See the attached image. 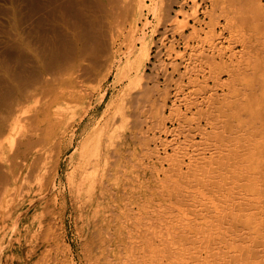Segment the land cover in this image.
<instances>
[{"label":"rangeland","instance_id":"1","mask_svg":"<svg viewBox=\"0 0 264 264\" xmlns=\"http://www.w3.org/2000/svg\"><path fill=\"white\" fill-rule=\"evenodd\" d=\"M142 1L0 0V264H74L69 240H65V232L70 231V223L66 227L63 225L60 208L66 206V222H71L72 217L77 219L81 216L78 211H72L73 205L67 195L71 197L70 188L74 189V198H78L82 191H89V181L92 185L98 174L94 170L91 148L96 136L103 132L104 135L113 132V139L110 141L114 140L116 144L115 147L111 145V151L117 147L119 151L115 156H112L115 152H111V164L102 172L105 171L106 177H110L111 184L115 176L110 174L118 172L121 178L127 179L122 182H128L126 186L129 185L127 188L130 192L121 195L120 208L112 214L113 221L118 215L125 222L123 246L120 247L121 263L152 264L151 254L149 252L148 255L144 247H158L160 242L154 230L160 229L161 225L164 227L174 224V219L180 214L170 205L172 191L175 190L173 182L181 179V176L191 175L194 168L189 166V157L184 156L182 170L177 174L172 161L176 163L174 160L179 159V156L181 158V151L184 149L190 153L194 149L202 152L208 141L204 140L202 134H198L195 137L198 138L195 139L197 147L188 148L185 140V132L188 131L185 129L182 134L175 131L180 125L179 118L192 117L196 108L188 109V104L202 102L206 106L211 100V93L218 97L217 100L223 98L231 82V79L228 80L227 70L239 65L244 57L242 41L246 37V29L237 22H231L229 0ZM162 9L165 10L161 12ZM142 40H146V43ZM210 47H214V50ZM220 48L227 51V56L219 54ZM230 52H237V56ZM190 58L192 59L189 60ZM137 60L142 62L139 66ZM218 71L223 73L220 75L225 81L221 86L211 77L219 74ZM190 79L193 81L192 85ZM191 87L193 88L190 90ZM179 88L181 92H178ZM76 91L80 99L75 102L73 97ZM104 93L105 100L98 103ZM166 95L168 99L165 98ZM185 95H189V98ZM178 98L183 102H179ZM128 99L132 102L129 103ZM108 100H113L115 104L114 108L111 106L108 109L110 114L126 104L129 105L128 109L134 110L135 115L120 117L116 111L114 120L109 121L111 124L104 128L106 119H101V116L110 103ZM135 103L137 107L134 108ZM177 103L181 106L176 107ZM93 105L101 109L96 121L81 126L75 131L79 136L71 140L73 130L68 124L87 121ZM154 111H158V114ZM199 121L205 131L211 132L207 120ZM127 128L132 129L131 132L136 131V135H131L133 142L130 144L125 143L122 135ZM76 146L79 149L75 152L74 165L69 166L63 162L61 174L58 175L57 155L69 150L72 153ZM182 146L183 149H180ZM209 147L211 146L207 148ZM208 150L210 149L205 150L209 154L207 159L212 163L211 152ZM70 153L66 161L71 159ZM87 154L89 163L86 164V170L91 176H86V171L81 174L79 165L81 157ZM113 161L115 162L112 164ZM108 168L112 170L110 174ZM71 172L73 173L69 178ZM204 212L205 219L198 221L210 224L211 212ZM94 214L95 212L92 216ZM154 220L159 225H155ZM73 246L76 247L74 244ZM78 251L85 256L81 244ZM167 263L168 260L165 259L164 264Z\"/></svg>","mask_w":264,"mask_h":264},{"label":"bare ground","instance_id":"2","mask_svg":"<svg viewBox=\"0 0 264 264\" xmlns=\"http://www.w3.org/2000/svg\"><path fill=\"white\" fill-rule=\"evenodd\" d=\"M143 1L145 2V0H143ZM151 2H152V0H151ZM211 2H212V0H211ZM228 3L230 4V10H231V15L229 16L231 22L232 23L237 22L240 26H243L244 29H246V37L242 41V45H243L242 52L244 53V55H243L244 57H243V60L240 61L241 63L239 62L240 63L239 65H236L234 62V65H236L235 67H230L231 69H229V70L226 69L227 73H229L228 80L231 79V82L228 84L227 90L225 89L226 92L223 95V98L221 99L219 97L221 100H217L218 97H215V95H213L211 93V100H209L207 102L206 106L203 105L202 102H201V104H196V105L194 103L188 104V106H189L188 109L192 110L194 107L196 108V111L193 112L192 117H185L184 116L183 118L182 117L179 118L180 119L179 120L180 125H179V127L177 126L178 128H176L175 131L178 130V133H181V134H182V132H185V129L188 131V132H185V135H186L185 140H187L188 148L193 147V146L197 147V145L195 143V139H198V138H195V137L198 134H202V136H204V140L208 141V142H206L207 143L206 146L207 147L211 146V147H209V148L204 147L205 149L202 152L198 151V149H194V152H192V153H190V151L186 152L185 151L186 149H184V151H181V153H182L181 158L179 156V159L174 160V161H176V163L172 161V164L174 166H176L174 171H176L178 174V172L182 170L181 164L184 162V159H185L184 156H186V157L188 156L189 160H190L189 166L193 167L194 170L193 169L191 170V171H193V173L191 175H189L187 177L181 176V179L179 178L175 182L172 181L175 190L172 191L173 193L171 196L172 200H171L170 205L174 209H177V212H179L180 214L178 215L177 218L174 219L175 220L174 224L171 223L170 225L164 226V227L161 225L160 229L154 230L155 236L159 239V242H160V243L157 242L158 247L157 246L153 247V245H149V248H146V246L144 247L146 249V253L149 255V252H150V254H151V257H152L151 263L152 264H164L165 259L168 260L167 264H264V0H229ZM211 5H212V3H211ZM163 6H165V4ZM129 8L131 9V6ZM164 10L165 9H162L161 12H163ZM166 10H167V8H166ZM167 12H168V10H167ZM166 15H167V13H166ZM223 15H225V14H223ZM231 27H234V26L232 25ZM226 28L227 27H225V29ZM223 30L221 29V31H223ZM221 31L219 33H221ZM184 33L185 32H183V34ZM221 34H223V33H221ZM227 35L228 34H226V36ZM230 35H231V33H230ZM218 36H220V35L218 34ZM229 37H231V36H229ZM137 39H139V38H137ZM226 40H228V38ZM133 41H135V39ZM145 41H143V43ZM186 41H187V39H186ZM218 41H216V42H218ZM197 42H198V40H197ZM201 43H203V41ZM239 43H241V42H239ZM142 45H144V44H142ZM194 45L196 46V44H194ZM223 45H225V44H223ZM233 45H234V43H233ZM228 46H229V44H228ZM226 47H227V44H226ZM231 47H233V46H231ZM210 48H212V47H210ZM218 48H219V46H218ZM207 49H208V47H207ZM207 49H206V51H207ZM215 49H217V48H215ZM218 50H219V54L224 57V54L227 51L226 52H225V50L223 51L222 48H220ZM193 51H194V49H193ZM200 51H201V48H200ZM235 51H236V49H235ZM201 53H203V52H201ZM230 53H233V52H230ZM236 53L237 52H234L233 54L235 55ZM128 54L129 53H127V55ZM204 54H206L205 51H204ZM219 54H217V55H219ZM198 55H199V53H198ZM209 55H210V52H209ZM119 56L122 57L121 55H119ZM132 56H134V55H132ZM229 56L231 57V54ZM236 56H237V54H236ZM202 57H201V59L203 60ZM137 58L141 61V58H139V57H137ZM193 58H195V57H193ZM191 59L192 58H190L189 60H191ZM208 59H209V57H208ZM192 61H194V60H192ZM137 62H139V61L137 60ZM219 62H221V61H219ZM228 62H229V60H227V64H228ZM140 63H142V62H139L138 66L140 65ZM178 63H180V62L178 61ZM217 63H218V61H217ZM135 64H133V65H135ZM172 64H174V63H172ZM229 65H230V62H229ZM176 66L177 65H175V67ZM187 66H188V64H187ZM195 66H196V64L194 65V67ZM201 66H202V64H201ZM209 66H211V65H209ZM218 66H219V64H218ZM172 67H173V65H172ZM127 68H126V70H128ZM202 68H203V66H202ZM187 69L189 70V67H187ZM198 69H199V67H198ZM134 70H136V69L134 68ZM178 70H179V68H178ZM217 70H219V69H217ZM217 70L214 69V71H217ZM226 70H225V72H226ZM219 71L217 72L219 74H213V75H211V77H212V79L214 78L213 80H215V82L219 83V85L220 84L224 85L225 81H223V79L220 75L223 73H220ZM221 71H222V68H221ZM119 73H120V70H119ZM168 73H169V69H168ZM191 73H192V71H191ZM205 73H206V71H205ZM210 73H211V71H210ZM118 75H116V76H118ZM188 75H190V73ZM192 75L190 76L191 79H192ZM207 75H208V73H207ZM167 76H169V75H167ZM198 76L199 75L197 74V77ZM102 77L103 76H101V78ZM107 77H108V75H107ZM130 77L132 78V76H130ZM164 78H166V76ZM191 79L189 81H191V85H192L193 81ZM167 80H168V78H167ZM203 80H205V79L203 78ZM165 82H167V81H165ZM174 82H175V80H174ZM131 83L134 84V82H131ZM202 83L204 84V82H202ZM169 86H171V85H169ZM169 86H167V87H169ZM185 86H184V88H185ZM205 86H206V88L208 87L207 85H205ZM226 86H227V82H226L225 87ZM149 87H152V86H149ZM156 88H157V86H156ZM192 88L193 87H191L190 90ZM199 88H200V90H202L201 87H199ZM212 88H213V86H212ZM127 89H129V88H127ZM158 89H159V86H158ZM76 90H79V89H76ZM153 90H156V89H153ZM167 91H168V89H167ZM182 91H183V89H182ZM142 92H143V90H142ZM178 92H181V89ZM185 92H186V90H185ZM196 92L198 93L199 91H196ZM206 92H208V91H206ZM119 93H121V92H119ZM143 93H146V92H143ZM151 93H152V91H151ZM72 94H75V93H72ZM166 94H168V93H166ZM206 94H205V96H207ZM121 95H122V93H121ZM167 96L168 95H166L165 98ZM183 96H184V94H183ZM73 98H74L75 102L80 99V98H78L77 91H76V94L74 95ZM105 98H106V93H104L101 96V100L98 103L105 100ZM138 98H140V97H138ZM150 98H152V97H150ZM187 98H189V95ZM167 99H168V97H167ZM206 99H208V98H206ZM129 100H130L129 103H131L132 102L131 99H128V101ZM132 100H134V99H132ZM178 100H179V98H178ZM180 100H181V98H180ZM180 100H179V102H180ZM109 102H108L109 104H107L106 110L104 109L105 111H103L102 116H101V119H106L104 122V128L107 125L111 124V123H109V121L111 122L114 120L113 115H114V113H116V111L120 115V117L135 115L134 110L128 109L129 105L127 106L126 104H123L118 110H116L112 114H110L108 109L111 106L114 108L113 105H115V104H114L113 100L109 101ZM182 102H181V104H182ZM154 104H156V102L153 103V106H154ZM172 104H174V103H172ZM179 105L180 104L176 105V107H179ZM153 106L151 107V110H152ZM165 106H166V104H165ZM133 107L134 108L137 107L136 103H135V105H133ZM138 108H139V106H138ZM147 108L148 107H146V109ZM146 109H145V112L148 110V109L147 110ZM161 109H162V107H161ZM99 110H101L100 107H96V105H93V109L89 112L90 116L87 117V121L80 120L77 123H69L68 124L69 127L73 130V132L70 134L71 140H73L75 137L79 136V133L78 132L75 133V131H78V129H80L81 126H83L84 124L93 123L96 121V117L99 115ZM156 110H158V109L156 108ZM178 110H180V109H178ZM184 111L185 110H183V112ZM157 112L154 111V113H156V115L158 114ZM175 112H176V110H175ZM142 115H144V114H142ZM177 115H179V114H177ZM140 117H141V115H140ZM155 117H153V118H155ZM176 117H178V116H176ZM135 118H136V116H135ZM138 118H139V115H138ZM202 119L207 120V123L210 124L211 132L205 131V129L202 127V125L199 124V122H200L199 120H202ZM156 120H157V117H156ZM138 121H139V119H138ZM143 121H145V119ZM207 129H208V127H207ZM131 130L132 129H130V128H127V130L125 132H123V130H122V132H123L122 135L125 139V143L128 142L130 144L131 142H133L131 135H136V131L133 130V132H131ZM171 130L172 129H170V131ZM118 132H119V130H118ZM166 132H168V131L166 130ZM173 133H175V132H173ZM174 136H176V135H174ZM110 139H113V132H111V133L109 132L105 135L103 132L100 135H98V137L96 136L95 142L93 143V147L91 148V150H92V156L91 157H92L94 170L97 171L98 174L96 175V178L93 181L92 185H91V182L89 181V191L88 192L86 191L84 193L82 191L79 194L78 198H74V196H73L74 189L70 188L71 197H69V194L67 195L68 200L71 201L72 205H73L72 211H78L81 216L77 219H74L72 217L71 222H69V221L66 222L65 221V219H66V217H65L66 206L60 208L61 212H62V214L61 213L60 214L62 215L63 225L66 227L67 224L70 223L69 224V230L70 231L66 230L65 240L66 239L69 240L68 241L69 249H70V252L72 253V258L74 259V262H73L74 264H122L121 263L122 251H120V247L123 246V240H124L123 238L124 237H122V234L125 231V222L122 219L123 217L119 216L120 217L119 218L118 215L115 217V219L113 221L112 214L115 211H118L120 208L119 199H121V195L124 192H127V193H130V192H129V189L127 188L129 185L126 186L128 184V182L127 183L122 182V181L127 180V179L121 178L119 176L118 172L115 174H113V172H112V174H110L112 170L110 171L108 168V170H109L108 174L115 176V179H113L112 184L110 182V177L107 178L105 171L102 172V170H104L105 167H109V163L111 164V162H110L111 152H115V153H112V154H114L112 156H115V154H117L116 152L119 151L118 147L114 148L111 151V145L113 144L115 147L116 143L114 140L110 141ZM149 140H151V139L149 138ZM182 140L185 141L184 139H182ZM209 141H211V143ZM78 143L80 145V141ZM122 143H124V142L122 141ZM185 143L186 142H184V145H185ZM180 144H182V143H180ZM148 146L150 147V145H148ZM78 147L79 146H76V148L74 147V150L72 151V153H70V150H69V151H63L62 154L57 155L56 167L58 168L57 169L58 175L61 174V168L63 166L62 165L63 162H66L69 166L74 165L73 159L75 158V152L79 149ZM176 147H177V144H176ZM176 147H175V149H176ZM93 148H94V151H93ZM180 149H183V146ZM206 149H210L208 151L211 152L210 160H212V163H211V161H209V158L207 159V157H209L208 156L209 154L208 155L206 154L207 153L205 151ZM178 150H177V153H178ZM190 150H192V148ZM69 153H70L71 159L69 161H66V158H67ZM170 154H172V153H170ZM88 156L89 155L87 154L86 156L81 157L82 159H81L79 165L81 166V168H80V170L82 171L81 174H83V171H86V176H91V174H89V171L86 170V164L89 163ZM167 156H169V154ZM164 158L165 157H163V159ZM114 162L115 161H113L112 164ZM186 164H187V162H186ZM110 166H112V165H110ZM189 166H185V167H189ZM166 171H168V170H166ZM190 172H189V174H190ZM72 173L73 172H71L69 178H71ZM186 173H188V172H186ZM173 175H175V174H173ZM138 186H140V185H138ZM159 187H160V185H159ZM134 202H135V200H134ZM164 204H166V203H164ZM205 210H207V211L210 210V212H211L210 224H208L202 220H201V222H203V223H199V221H200L199 219H205V212H204ZM93 212H95V214L92 216ZM151 212H152V210H151ZM208 217H207V219H208ZM167 219H168V217H167ZM206 221H208V220H206ZM154 222H155V220H154ZM156 222H158V221H156ZM156 222H155V225L158 224ZM145 223H146V221H145ZM149 227H151V225ZM75 232L77 234H79V237H77V234ZM151 232H153V231H151ZM152 235H154V234H152ZM152 237H154V236H152ZM73 244L76 245L75 248H74ZM80 244L83 246V253L85 255L84 257L80 253V251H78ZM147 247H148V245H147ZM147 256H145V259H148Z\"/></svg>","mask_w":264,"mask_h":264}]
</instances>
